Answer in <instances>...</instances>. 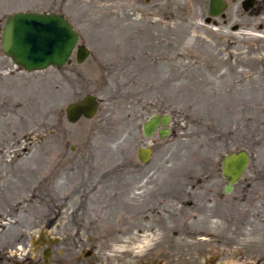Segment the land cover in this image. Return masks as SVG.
I'll use <instances>...</instances> for the list:
<instances>
[{"label":"rangeland","instance_id":"rangeland-1","mask_svg":"<svg viewBox=\"0 0 264 264\" xmlns=\"http://www.w3.org/2000/svg\"><path fill=\"white\" fill-rule=\"evenodd\" d=\"M228 1L224 16L207 22L208 0H0L3 15L62 14L89 50L82 64L73 54L69 65L24 76L33 99L14 87L7 100L9 81L0 80V139L9 121L24 147L38 121L46 128L17 167L33 171L50 147L62 165L58 154L74 149L53 187L62 223L54 235L69 243L53 249L59 263L264 264V0L246 10L245 0ZM86 94L98 98L97 114L68 125L65 105ZM155 113L171 116L161 142L141 132ZM144 146L152 158L140 165ZM241 149L248 165L219 199L228 207L219 222L209 202L223 186L219 161ZM28 179L9 183L10 200L0 202L22 206L21 225L40 208L20 202Z\"/></svg>","mask_w":264,"mask_h":264},{"label":"water","instance_id":"water-1","mask_svg":"<svg viewBox=\"0 0 264 264\" xmlns=\"http://www.w3.org/2000/svg\"><path fill=\"white\" fill-rule=\"evenodd\" d=\"M226 4L222 0H210L209 15L218 16L224 11ZM76 34L71 31L69 25L59 16L16 14L7 19L4 33V52L15 63L26 70H36L47 67L50 64L62 65L76 42ZM87 55L83 48L78 49V62ZM73 115L70 121H75L80 114L86 117L92 116L95 111L93 99L85 97L81 103L70 105L67 109ZM167 117H153L143 127L145 135H150L158 122L165 125ZM161 137L167 131H159ZM148 150H139L138 156L141 162L148 159ZM246 164V156L241 153L232 155L224 160L223 174L230 181H235Z\"/></svg>","mask_w":264,"mask_h":264},{"label":"flooded vegetation","instance_id":"flooded-vegetation-1","mask_svg":"<svg viewBox=\"0 0 264 264\" xmlns=\"http://www.w3.org/2000/svg\"><path fill=\"white\" fill-rule=\"evenodd\" d=\"M2 174L6 177L15 175L16 172L2 171L1 177ZM36 192L37 196H40L39 187ZM12 226L17 229L12 234L7 232L6 227H0V264H61L56 252L53 251V246L69 245V243L57 242L49 235L61 228L58 216L52 211H37L31 225L21 226L14 223Z\"/></svg>","mask_w":264,"mask_h":264}]
</instances>
